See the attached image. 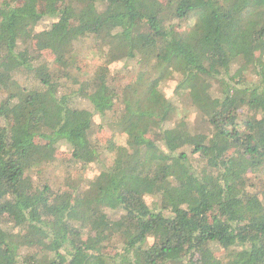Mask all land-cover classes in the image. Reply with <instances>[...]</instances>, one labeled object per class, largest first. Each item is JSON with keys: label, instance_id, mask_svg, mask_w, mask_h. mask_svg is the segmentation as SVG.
<instances>
[{"label": "trees", "instance_id": "16d2710c", "mask_svg": "<svg viewBox=\"0 0 264 264\" xmlns=\"http://www.w3.org/2000/svg\"><path fill=\"white\" fill-rule=\"evenodd\" d=\"M16 1L0 2V264H264V0ZM118 105L125 143L105 149L95 118ZM103 150L67 189L32 180Z\"/></svg>", "mask_w": 264, "mask_h": 264}, {"label": "rangeland", "instance_id": "374dc122", "mask_svg": "<svg viewBox=\"0 0 264 264\" xmlns=\"http://www.w3.org/2000/svg\"><path fill=\"white\" fill-rule=\"evenodd\" d=\"M3 0H0V2ZM6 2H10L13 0H5ZM163 2L165 0H162ZM15 3L19 4L21 2H18L15 0ZM30 9L32 11V15L34 20H37L40 15L46 11V7L44 4L40 2H31L29 3ZM167 15H170V12H167ZM50 20L45 18L42 20H39L35 24V28L42 29L46 28L47 25L49 24ZM142 30H145L146 28L144 26H141ZM184 31L186 30L185 27H181L177 31ZM93 45V44H92ZM103 49L106 50V47L103 46ZM94 61L95 57H93ZM98 62V61H97ZM50 60H49V65H50ZM121 63L117 64V67L120 66ZM133 65L131 66V71H133ZM130 74H127L122 80L119 82H125L126 80L129 79ZM126 78V79H125ZM162 90L166 95H170V86L169 85H164L162 86ZM77 106L80 107H87L86 103L84 101H79L76 103ZM121 106L118 105L116 106L114 111L109 112L104 118L98 119L95 118V123L100 124L102 127L99 131H95L92 135V138L94 141L101 147L103 148H109L113 147L116 145H123L125 143V134L123 132H120L114 128V126H109L110 123L114 122L116 118L119 115ZM183 108V105L179 106V110ZM192 113H189L191 115ZM68 154L59 152L55 158L51 161L45 162L41 167L36 168V170L33 172L32 175V180L34 182L41 181V178L46 180L50 186L52 187L53 190H64L67 189L70 185H75V183H78L79 181H82L83 179H89L94 177L98 171H100L101 167L103 164L109 165L111 162V154L106 152V150H103L102 154L100 155V161L98 163H95L91 166L88 167H83L81 164L73 162L70 158L67 157ZM37 170H39L37 172ZM37 172V173H36ZM145 201L150 207H155L157 208L158 205V197L153 194V188L148 190V193L145 194ZM158 205V206H157ZM110 221L114 222L117 220L118 215L117 214H109L108 215ZM111 228L112 232L116 231V226H108V228ZM150 243V239L146 242V244Z\"/></svg>", "mask_w": 264, "mask_h": 264}]
</instances>
